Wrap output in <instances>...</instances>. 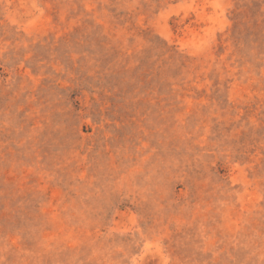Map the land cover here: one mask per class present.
<instances>
[{
  "label": "rangeland",
  "instance_id": "1",
  "mask_svg": "<svg viewBox=\"0 0 264 264\" xmlns=\"http://www.w3.org/2000/svg\"><path fill=\"white\" fill-rule=\"evenodd\" d=\"M0 264H264V0H0Z\"/></svg>",
  "mask_w": 264,
  "mask_h": 264
}]
</instances>
